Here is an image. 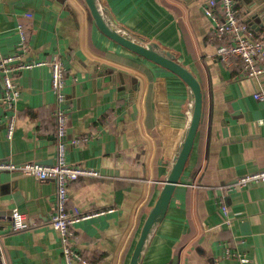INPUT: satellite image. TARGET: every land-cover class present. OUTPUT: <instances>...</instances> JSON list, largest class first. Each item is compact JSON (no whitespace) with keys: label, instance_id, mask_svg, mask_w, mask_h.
<instances>
[{"label":"crops","instance_id":"1","mask_svg":"<svg viewBox=\"0 0 264 264\" xmlns=\"http://www.w3.org/2000/svg\"><path fill=\"white\" fill-rule=\"evenodd\" d=\"M206 1L99 0L116 28L173 53L203 94L188 162L141 264H264V183L232 187L237 177L264 169V73L249 77L238 60L216 55L213 23L201 9ZM235 3L264 42V0ZM88 14L83 0H0V52H18L25 61L60 54L65 140L91 136L68 146L65 159L100 173L69 184L67 211L98 213L74 224V248L93 264H128L188 126L192 100L176 75L105 37ZM15 78L19 98L12 113L2 103L0 81V160L51 164L49 68L24 69ZM11 114L14 132L7 139ZM55 193L53 180L0 172V263L64 264L50 225ZM12 209L30 227L12 230Z\"/></svg>","mask_w":264,"mask_h":264},{"label":"built area","instance_id":"2","mask_svg":"<svg viewBox=\"0 0 264 264\" xmlns=\"http://www.w3.org/2000/svg\"><path fill=\"white\" fill-rule=\"evenodd\" d=\"M201 9L213 23L210 37L217 43L216 55L226 62L231 59L238 60L243 72L249 77L255 78L263 74L264 42L256 35L250 25L240 18L235 0H207ZM26 16L30 15L26 14ZM19 34L21 51H24L26 39L21 28H19ZM39 66L49 68L50 88L55 97L52 112L56 136L54 161L45 165L36 162L15 164L11 161L0 160V172H18L37 180H53L56 185L55 209L50 217V225L59 234L64 264H93L74 248V224L98 213L71 215L67 211L66 205L68 187L72 181L86 177L97 178L100 177V173L88 166L70 164L65 159L68 146L86 143L91 136L84 135L71 138L69 141L65 140L68 113L64 92L66 68L60 54L54 53L48 59L25 61L22 60L21 54L18 52L8 55L0 52L1 100L5 108L12 113L19 98L16 75L24 69ZM255 98H261V95L255 94ZM13 132L14 115L11 114L6 127V138L10 139ZM233 183L232 187L263 184L264 169L241 175ZM221 209L225 214V207L222 206ZM10 222L11 229L14 231L30 227L26 215L18 209L11 210ZM240 260L246 262L247 258L241 257Z\"/></svg>","mask_w":264,"mask_h":264},{"label":"water","instance_id":"3","mask_svg":"<svg viewBox=\"0 0 264 264\" xmlns=\"http://www.w3.org/2000/svg\"><path fill=\"white\" fill-rule=\"evenodd\" d=\"M95 27L105 37L142 58L155 63L176 75L189 89L192 111L184 136L178 145L172 164L162 187L150 207L136 238L128 264H141L145 251L162 220L164 219L171 197L184 172L192 151L202 116V88L195 75L180 64L173 53L161 49L156 42H137L122 29L116 28L106 17L99 0H83ZM259 23L258 20L254 21Z\"/></svg>","mask_w":264,"mask_h":264},{"label":"trees","instance_id":"4","mask_svg":"<svg viewBox=\"0 0 264 264\" xmlns=\"http://www.w3.org/2000/svg\"><path fill=\"white\" fill-rule=\"evenodd\" d=\"M89 15V14H88ZM89 17V20L91 21V17H90V15L88 16ZM84 258H86V257H84ZM87 259V258H86ZM89 261V260H88ZM90 262V261H89Z\"/></svg>","mask_w":264,"mask_h":264}]
</instances>
